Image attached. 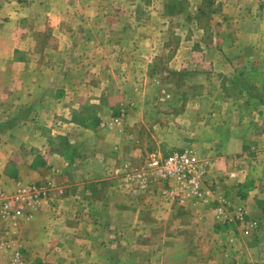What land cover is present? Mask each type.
I'll return each instance as SVG.
<instances>
[{"label": "crops", "instance_id": "1", "mask_svg": "<svg viewBox=\"0 0 264 264\" xmlns=\"http://www.w3.org/2000/svg\"><path fill=\"white\" fill-rule=\"evenodd\" d=\"M22 1L0 2V204L5 197L27 185L38 189L52 186V196L47 200L40 197L28 216H0V264H67L57 255L66 254L67 240L63 238L71 236L78 241L86 236L78 231L79 215L75 218L71 214L73 206H83L85 202L96 212V230L88 235L96 239L97 264H117L112 254L120 247L128 255L138 246L145 255L141 259L145 264H240L234 256L238 249L233 243L237 237H243L244 226L235 209L241 206L246 212L244 204L247 205L253 192H262L260 180L264 178L261 174L260 177L252 175L257 161L252 160L264 156V88H261L260 71L252 73V83H248L252 87L246 81L237 87L236 92L240 90L241 95L250 90L247 96L232 98V106L222 103L236 113L235 122L230 119L224 122L218 114L219 101L215 97L210 99L206 127L211 129L205 131L202 144L205 148L203 178L213 181L215 190L205 199L162 196L161 183L139 185L135 189L136 182L122 185L117 179L106 177V180L101 176V168L94 179L88 175L92 174L88 163L84 162L85 167L82 160L76 161L74 157L73 161L69 151L70 130L73 132L84 125L82 119L72 118L71 113L96 109V98L89 100L92 103L86 107L81 97L83 88L79 86L82 81L70 83L82 72L66 65L64 51L54 53L60 54L57 61L51 59L49 51L53 46L68 48L78 41L83 45H96L100 41L106 45L107 39L54 40L51 38L54 31L86 29V19L78 16L69 23V9L60 12L53 7V0ZM61 13L65 22L56 20ZM75 17L72 13V18ZM119 41L125 44L126 39ZM252 59L261 60V54ZM94 73L88 70L80 76L96 78ZM215 86L217 92L226 89L223 84ZM90 88L95 92L96 82ZM249 110L257 111V122L245 121V111ZM115 120L99 122L96 119V129L106 124L118 126L120 121L115 124ZM113 142V152L101 155L96 151L97 158L94 155L91 159L108 163L121 153L120 145H115L116 140ZM75 152L80 151L76 148ZM126 154L138 153L131 150ZM81 157L85 159V155ZM196 159L202 165L197 155ZM245 163H250V168ZM230 172L236 173L237 179L227 177ZM88 178L96 180V197L84 200L78 198V188ZM253 196L256 199L251 210L254 207V211H261L262 200L258 195ZM14 253L32 261L19 258L18 263H12L9 258Z\"/></svg>", "mask_w": 264, "mask_h": 264}, {"label": "rangeland", "instance_id": "2", "mask_svg": "<svg viewBox=\"0 0 264 264\" xmlns=\"http://www.w3.org/2000/svg\"><path fill=\"white\" fill-rule=\"evenodd\" d=\"M12 1L15 2L0 0L2 4ZM52 5L60 12L69 9V23L77 20L78 16L84 17L83 20L86 19L88 23L86 29L81 27L61 33L54 31L52 39L62 42L81 38H92L95 42L97 39H107L106 45L101 41L96 45H83L78 41L76 44L72 42L68 48L53 46L49 51L53 61L60 59V54H54L56 51H64L68 59L66 65L73 71L77 69L82 74L88 70L95 71L96 78L76 74L70 81H82L79 86L83 88L81 97L86 107L92 103L89 100L96 98V109L85 108L71 113L72 118L78 117L84 124L73 132L70 130L72 144L69 152L72 160H82V165L88 163L92 173L88 175L94 179L101 168V176L103 174L105 179L120 180L122 185L136 182L135 189L139 185L161 183L164 186L162 196L181 199V190L172 181L152 182L149 178L142 183L141 173L146 171L148 155L155 153L159 157H167L173 152L184 153L198 163L197 155L202 160L200 164L203 169L205 148L202 144L205 131L211 129L206 127L209 124L210 99L215 97L219 101L218 114L224 122L229 119L235 122L236 113L222 103L232 106V98L247 96L250 90L241 95L240 90L236 92L237 87L243 86L245 81L246 85L251 86L248 83L257 69L261 73L263 90L264 0H53ZM72 13L76 15L75 18H72ZM56 20L66 21L62 13ZM122 38L126 39L125 44H120ZM258 53L261 60L254 61L252 58ZM77 55L83 58L79 57V61L73 63ZM93 82H96L95 92L90 88ZM217 84L225 85L226 89L217 92ZM226 98L231 99L226 101ZM96 119L99 122L118 119L115 124L120 123L118 126L106 124L96 129ZM258 119L256 110L245 111V121L249 124ZM115 140V145H120L121 153L111 160L105 159L110 160L108 163L97 160L96 163L91 159L94 155V159L97 158L96 151L101 155L113 152ZM75 147L80 152H75ZM92 147L94 152H91ZM131 150H137L138 154L128 156L126 152ZM78 153L85 155L87 160L81 159L82 155ZM255 160L252 175L264 176V156L252 161ZM243 165L251 166L250 163ZM203 176L202 186L209 191L206 198L215 190V185ZM226 176L237 179L236 173L230 172ZM94 179H85L84 187L78 188V198L91 200L96 197ZM88 181L92 182L88 184ZM260 181L259 190L262 189V192H253L247 205L244 204L246 212L241 206L235 209L244 226L243 237H237L233 243L238 249L234 256L240 264H264V178ZM51 187L35 188L36 195H32L34 198L28 201L29 204L26 195L25 199L16 197L19 194L17 190L3 199L0 216H28L40 197L47 200L52 196ZM253 195H258V199L262 200L261 211H254V207L251 210L252 202L256 199ZM4 204H8L6 209L3 208ZM73 208L75 210L71 214L75 218L77 215L80 217L77 221L79 226L81 224L78 231L86 236L78 238V241L71 236L63 238L67 240L64 244L67 251L57 256L67 264H97L96 239L88 235L96 230L94 207L85 202L83 206ZM124 249L120 247L112 254L117 264H145L141 262L145 255L140 252V246L132 248L128 255L124 254ZM19 258L24 262L32 261L18 253L11 254L9 260L18 263ZM54 261H58V258Z\"/></svg>", "mask_w": 264, "mask_h": 264}, {"label": "built area", "instance_id": "3", "mask_svg": "<svg viewBox=\"0 0 264 264\" xmlns=\"http://www.w3.org/2000/svg\"><path fill=\"white\" fill-rule=\"evenodd\" d=\"M141 174L142 183H145L149 178L152 182L156 180L172 181L180 188L181 197L193 196L196 199H205V195L209 193L202 186L203 169L201 165L194 162L193 159H190L184 153L173 152L167 157H159L155 153H151L146 160V171H142ZM35 193V187H22L16 197L25 199L26 195L28 202L34 198ZM7 205L4 204L3 208L6 209Z\"/></svg>", "mask_w": 264, "mask_h": 264}]
</instances>
